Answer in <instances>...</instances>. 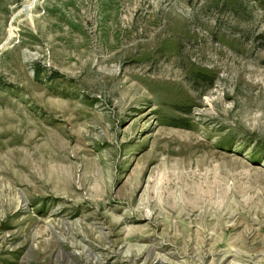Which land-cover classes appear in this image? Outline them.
<instances>
[{
    "label": "rangeland",
    "instance_id": "obj_1",
    "mask_svg": "<svg viewBox=\"0 0 264 264\" xmlns=\"http://www.w3.org/2000/svg\"><path fill=\"white\" fill-rule=\"evenodd\" d=\"M186 172L203 235L127 196ZM0 264H264V0H0Z\"/></svg>",
    "mask_w": 264,
    "mask_h": 264
},
{
    "label": "bare ground",
    "instance_id": "obj_2",
    "mask_svg": "<svg viewBox=\"0 0 264 264\" xmlns=\"http://www.w3.org/2000/svg\"><path fill=\"white\" fill-rule=\"evenodd\" d=\"M33 2L34 1L27 2L25 4L26 12L31 11ZM29 16H31L30 13ZM198 163L203 167L208 165V156H205ZM191 175L192 173L190 172L183 174L182 179L185 182L182 191L183 197L181 201L179 200L177 202L173 201V185H171V183L168 186L163 184V186L157 188L152 181L148 180L147 184L144 186L146 180L139 177L132 185H130V191H128L129 193L127 194L131 199L130 202L133 203L130 204H137V193L144 188L139 200L140 202L137 204L136 212L138 214L149 218L155 223H158L161 220L165 225L167 223H172V219L175 220V225H185L186 223L193 224L194 222L199 221L200 227H198L197 230L198 234H206L207 230L211 229L213 222L218 221L219 224L222 220L223 206L221 202H223L224 193L221 179L217 176L212 177L210 173L195 175L193 178ZM195 178L199 179V183L194 190L193 188H190L188 184H192V179ZM146 208H148L149 211L146 212ZM212 209L215 210L216 216L213 220H210L209 215ZM128 248L127 252L135 249L134 245H130ZM142 248L135 250V256L137 259L145 253L142 252ZM126 257V261H128V255Z\"/></svg>",
    "mask_w": 264,
    "mask_h": 264
}]
</instances>
